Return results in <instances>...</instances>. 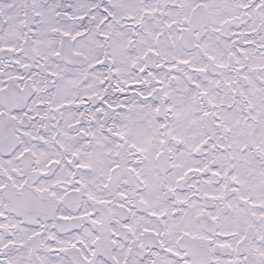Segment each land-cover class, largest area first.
I'll return each instance as SVG.
<instances>
[{"label": "snow or ice", "instance_id": "obj_1", "mask_svg": "<svg viewBox=\"0 0 264 264\" xmlns=\"http://www.w3.org/2000/svg\"><path fill=\"white\" fill-rule=\"evenodd\" d=\"M0 264H264V0H0Z\"/></svg>", "mask_w": 264, "mask_h": 264}]
</instances>
